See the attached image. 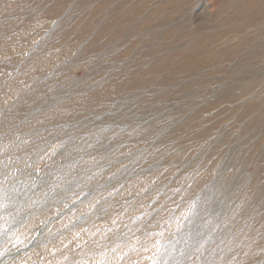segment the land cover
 Here are the masks:
<instances>
[{"label":"rangeland","instance_id":"374dc122","mask_svg":"<svg viewBox=\"0 0 264 264\" xmlns=\"http://www.w3.org/2000/svg\"><path fill=\"white\" fill-rule=\"evenodd\" d=\"M0 264H264V0H0Z\"/></svg>","mask_w":264,"mask_h":264}]
</instances>
